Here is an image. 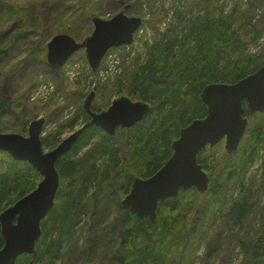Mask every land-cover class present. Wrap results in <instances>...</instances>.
<instances>
[{"label":"trees","instance_id":"16d2710c","mask_svg":"<svg viewBox=\"0 0 264 264\" xmlns=\"http://www.w3.org/2000/svg\"><path fill=\"white\" fill-rule=\"evenodd\" d=\"M195 4L198 13L192 18L183 19L180 13H174L175 20H181L184 25L183 30L179 27L177 31L174 28L156 33L157 39L146 43L143 63H134V69L125 68L119 80L110 86L111 93L115 90L112 95L129 96L150 106L140 122L125 129L132 135L133 164L128 162L130 168L119 171L120 154L113 137L95 126L85 129L71 150L56 162L59 188L52 209L40 223L41 236L35 245V255H21L14 264H35L42 259L61 260V264H67V258H77L79 264L96 263L99 259L102 264L173 263L167 257L168 252L185 242L183 232L176 229L182 217L185 218V208L179 201L182 195L194 189L179 190L175 198L159 201L154 221L124 210L121 197L129 193L135 177L152 176L170 158L171 143L179 137L181 129L206 116V107L199 97L206 85L233 84L255 72L264 61V0H245L243 9L240 2L235 3L227 13L218 0H197ZM78 9V6H69L67 10ZM88 15L91 14L81 11L76 21L88 22ZM80 29L81 26L72 29L69 22L62 27L61 33L74 39L77 36L86 38L78 34ZM52 33L57 30L53 29ZM39 36L42 37L43 32ZM259 45V50L250 53L251 47L256 49ZM20 65H12L11 71H20ZM49 70L54 75L60 72L58 68L50 67ZM96 89L107 88L97 86ZM0 95L3 96H0V113L13 109L20 132L25 133L28 124L37 116L30 113L26 101L19 102L18 96ZM106 104L108 106L109 99ZM243 106L244 115L248 116L246 105ZM101 108L94 103L91 106L97 113L104 110ZM80 119L82 125L89 121L81 106L66 126L73 131ZM248 119L238 150L231 157L227 156L224 167L218 169L221 180L214 174L208 178V199L195 211L203 219L208 212L212 217L218 211L226 214L223 219L227 223L226 234L219 230L209 236L205 260L220 252L224 254L222 264H231L239 257L240 264H264V205L258 206L255 213L254 204L247 200L253 185L252 188L264 189V113H255ZM56 133L41 137L42 147L55 148L61 142L60 133ZM94 138L96 141L92 145ZM90 145L89 152L78 157L80 151ZM207 153L206 149L201 150L197 163L205 172L214 173L217 164ZM260 153L263 160L260 183L256 185L253 180L246 194L229 195L230 182ZM104 154L107 158L99 169L96 156ZM5 156L4 171L0 174V206L5 202L7 207L34 190L41 177L27 163ZM130 169L136 175L128 171ZM114 170L118 171L113 175ZM12 193L17 194L14 200L9 198ZM78 231L81 237L74 236ZM2 246L0 235V249Z\"/></svg>","mask_w":264,"mask_h":264},{"label":"rangeland","instance_id":"374dc122","mask_svg":"<svg viewBox=\"0 0 264 264\" xmlns=\"http://www.w3.org/2000/svg\"><path fill=\"white\" fill-rule=\"evenodd\" d=\"M196 1L0 0V94L6 93L5 97L8 98L18 96L20 98L19 102L26 101L30 113L35 114L37 116L36 119L45 118L41 137H46L51 132H57L56 134L60 133L59 138L62 141L82 125V119H80L72 131L71 127L66 126V122L74 116L79 106L82 108V103L87 94L94 90L95 96L92 104L94 103L101 106V109L106 110L112 100L120 97L119 95H112L115 90L111 93L110 86L119 80L118 77L121 72L125 68L134 69V63H137V65L143 63L146 43H152L154 39H157L156 33L174 28L177 31L179 27H182L183 30L184 25L180 19V21L175 20L174 13H180L183 19L196 16L198 13L195 10ZM239 2L243 9L245 0H218V4L224 7L225 13L229 12L235 3ZM69 6H78L79 9L77 11L67 10ZM125 6H129L125 10V14L130 17H140L143 19V25L135 32L133 42L130 45L127 47L122 46L118 48L119 50L113 49L109 52L115 57L112 62L111 56L108 57L107 54L101 61L97 72L93 73L87 64L84 50H79L68 59L64 66L58 68L60 71L58 75L50 72V66L47 64L45 58L46 44L53 35L62 32V27L69 25V22L72 29L76 26H81L78 34H84L87 37L93 30L91 16L109 19L113 15L123 11ZM214 7L217 6L214 5ZM8 8H10L9 11H7ZM81 11L91 14L86 18L88 22H84V19L83 22L82 19L78 22L76 21L78 19L77 15ZM53 29L57 30V33L53 34ZM42 32L43 36L40 37L39 35ZM75 39L77 42H80L84 38L77 36ZM260 47V45L256 49L251 47L250 53H255ZM18 63H21L20 71L16 70L12 72V65ZM97 86H105L107 89L103 90L104 92L98 91L96 89ZM125 97L130 98L129 96ZM106 98L109 99L108 106L106 104L108 99ZM130 100L132 99L130 98ZM0 132L27 136V130L25 133L20 132V125L17 123L16 113L13 109L0 113ZM110 137H113L112 140H114L120 154L118 170L130 168L129 163L133 164L132 153L130 152L132 135L128 134L125 129H122L117 130L115 135ZM95 141L94 138L92 145H94ZM90 147L91 145L84 147L78 157H82L89 152ZM205 149L208 151V156H213L217 164L214 173H212L213 171L206 172L208 178L211 179L214 174V177L217 176L218 180H221L218 169H222L224 167L222 165L228 159L227 156L231 157L232 155L226 154L224 140L220 141L213 148L206 147ZM48 151L49 147L44 146L43 152L46 153ZM0 153L2 154H0L1 174L5 167L3 162L7 160L5 154L9 155L5 152ZM261 155L262 153L251 164H248L243 172L240 171L239 176H236L235 180L230 182L228 185L229 195L240 196L246 194L248 191L246 188L250 186L249 182L253 180H255L256 185L260 183V168L263 165V160L260 159ZM106 158L107 155L105 154L99 157L96 156V166L99 169H101V164ZM85 159L83 158L82 160ZM117 171L114 170L111 173L114 175ZM128 171L136 175L133 170L130 169ZM123 175L124 173H121V176ZM252 187L251 191L249 189L247 193V200L254 204L253 209L257 213L258 206L264 205V189L259 190ZM194 190L182 195L179 201L180 205H183L185 208L183 211L185 218L182 217L180 223L176 225V229L183 232V240L185 242L181 243V246L173 247L168 252L169 256L167 257L168 259L171 258L172 264H222L224 254L218 252L208 260H205V253L207 241L211 234L219 230L223 231V234H226L227 229L224 228L227 223L223 221L226 214L224 211H218V214L212 217L208 212L206 219H203L200 214L197 215L195 211L199 210V206L207 201L208 196L206 195L207 193L200 194ZM16 195L12 193L9 195V198L14 200L17 197ZM0 207L2 208L1 212L7 208L5 207V202ZM115 210L114 208L113 213H115ZM110 212H112L111 209ZM81 235L79 231L74 234V236L79 237ZM240 259L241 257L232 261L231 264H240ZM66 260L67 264L80 263V261H77V258L73 260L67 258ZM60 261L50 262V260L46 261L42 259L35 264H61ZM96 263L102 264L100 259Z\"/></svg>","mask_w":264,"mask_h":264},{"label":"water","instance_id":"95a60500","mask_svg":"<svg viewBox=\"0 0 264 264\" xmlns=\"http://www.w3.org/2000/svg\"><path fill=\"white\" fill-rule=\"evenodd\" d=\"M128 8L125 6L109 19L92 17L93 30L80 42L68 34L52 36L46 44L47 64L51 68H61L77 51L84 50L87 64L95 73L106 52L130 45L135 32L142 26L143 19L125 14ZM94 96L93 90L82 103L89 121L46 153L40 139L44 118L29 123L27 136L0 132V152L27 163L42 178L34 190L0 213L3 239L0 264H14L21 255H35V245L41 236L40 223L52 209L59 188L56 162L71 150L82 132L95 126L112 136L117 128H132L150 109L145 102L120 96L112 100L106 110L97 113L91 110ZM199 97L206 107V116L180 130L179 137L171 143L170 158L156 173L146 179L134 178L129 193L120 203L124 210L154 221L159 201L175 198L179 190L194 188L200 194L207 192L208 175L197 163V154L222 140L226 154L237 151L248 125V118L243 116V104L249 116L264 113V61L255 72L233 84L206 85Z\"/></svg>","mask_w":264,"mask_h":264},{"label":"built area","instance_id":"2783aa9c","mask_svg":"<svg viewBox=\"0 0 264 264\" xmlns=\"http://www.w3.org/2000/svg\"><path fill=\"white\" fill-rule=\"evenodd\" d=\"M110 56H111V62H112V61L114 60L115 57L112 56V54L109 53V54H108V57H110ZM112 57H113V58H112Z\"/></svg>","mask_w":264,"mask_h":264}]
</instances>
